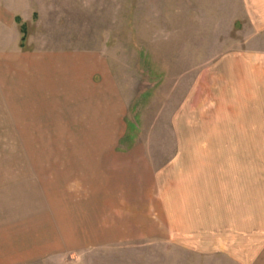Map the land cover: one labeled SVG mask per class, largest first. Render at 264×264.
<instances>
[{
	"label": "rangeland",
	"instance_id": "rangeland-1",
	"mask_svg": "<svg viewBox=\"0 0 264 264\" xmlns=\"http://www.w3.org/2000/svg\"><path fill=\"white\" fill-rule=\"evenodd\" d=\"M257 27L247 0H0V190L49 216L34 264H242L221 211L264 200Z\"/></svg>",
	"mask_w": 264,
	"mask_h": 264
},
{
	"label": "crops",
	"instance_id": "crops-1",
	"mask_svg": "<svg viewBox=\"0 0 264 264\" xmlns=\"http://www.w3.org/2000/svg\"><path fill=\"white\" fill-rule=\"evenodd\" d=\"M247 7L251 21L258 26L257 28H262L260 31L264 30V0H247ZM25 62L29 63V60ZM52 62L55 61L52 60ZM27 63L25 66L23 61L20 70L22 75L19 78L22 79V85L14 89L7 98H2L8 105L7 109L15 111L16 119L22 118L21 110L29 109L30 98H32L30 87L27 86L29 77L26 74L31 70ZM3 83L0 82V94L6 96L10 83L7 82V86L1 85ZM8 180L11 183H7V188L0 190V264H34L46 255V246L39 247V242L44 240L43 244L47 243L45 239L48 237L47 219L49 216L41 214L40 206L32 208L31 199L36 196V192L16 189L15 178L6 179ZM262 203L260 210H255L247 204L246 209H240L237 212L233 209L221 211L224 214H222V220L230 221L229 228L226 227L230 230L227 231L235 232L236 238L233 239H236V244L239 245L236 253L232 252L230 256L242 264H264V200ZM240 206L245 208L246 203ZM239 212L242 215L247 214L246 219L238 220L237 218V221L231 222L230 217L236 219L235 214ZM55 222L57 226L49 237L52 238L54 235L55 238L63 239L62 224H60L62 222L60 219H55ZM66 233L68 234V231ZM61 246L60 241L58 248ZM53 249H57V244Z\"/></svg>",
	"mask_w": 264,
	"mask_h": 264
},
{
	"label": "trees",
	"instance_id": "trees-1",
	"mask_svg": "<svg viewBox=\"0 0 264 264\" xmlns=\"http://www.w3.org/2000/svg\"><path fill=\"white\" fill-rule=\"evenodd\" d=\"M16 22L17 23H21V20L19 18H16ZM20 32L22 34L21 47H24V43H25L26 37H27V28H26L25 24H21L20 25Z\"/></svg>",
	"mask_w": 264,
	"mask_h": 264
}]
</instances>
